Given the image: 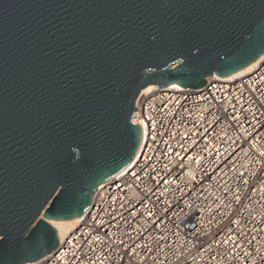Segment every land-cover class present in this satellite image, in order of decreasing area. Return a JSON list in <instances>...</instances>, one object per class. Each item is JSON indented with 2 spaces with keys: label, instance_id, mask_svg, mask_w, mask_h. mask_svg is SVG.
Segmentation results:
<instances>
[{
  "label": "water",
  "instance_id": "water-1",
  "mask_svg": "<svg viewBox=\"0 0 264 264\" xmlns=\"http://www.w3.org/2000/svg\"><path fill=\"white\" fill-rule=\"evenodd\" d=\"M264 55V0H0V264L35 262L141 147L147 85Z\"/></svg>",
  "mask_w": 264,
  "mask_h": 264
},
{
  "label": "built area",
  "instance_id": "built-area-1",
  "mask_svg": "<svg viewBox=\"0 0 264 264\" xmlns=\"http://www.w3.org/2000/svg\"><path fill=\"white\" fill-rule=\"evenodd\" d=\"M139 94L130 165L55 252L22 264H264V56L200 90Z\"/></svg>",
  "mask_w": 264,
  "mask_h": 264
},
{
  "label": "bare ground",
  "instance_id": "bare-ground-1",
  "mask_svg": "<svg viewBox=\"0 0 264 264\" xmlns=\"http://www.w3.org/2000/svg\"><path fill=\"white\" fill-rule=\"evenodd\" d=\"M263 56L264 55H262L261 57L257 58L256 61L252 62L251 64H249V65L245 66L244 68L238 70V72H235L232 75L227 76V77L235 78V77H238L239 75H242V74H245V73H248V72L253 71L256 68V65L260 62V60L262 59ZM218 78H220V77H218ZM169 86H171L173 88L179 87L178 84H176V83H172ZM155 87H156V85H152V84L147 85L144 89L141 90V94L143 95V94L149 93V92L155 90L156 89ZM77 220H78L77 218L74 219V221L72 222V224L64 232H62L60 238L65 233H67L69 230H71L75 226Z\"/></svg>",
  "mask_w": 264,
  "mask_h": 264
}]
</instances>
